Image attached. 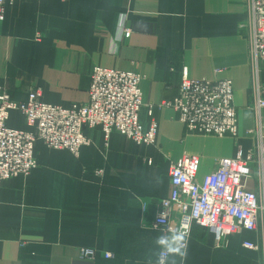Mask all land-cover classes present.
<instances>
[{
	"label": "crops",
	"instance_id": "1",
	"mask_svg": "<svg viewBox=\"0 0 264 264\" xmlns=\"http://www.w3.org/2000/svg\"><path fill=\"white\" fill-rule=\"evenodd\" d=\"M245 20L244 0L7 1L0 87L13 101H25L34 88L41 102L67 108L87 102L94 67L137 73L143 77L139 121L147 129L154 119L157 134L145 145L118 133L106 140L100 127H86L90 145L77 157L38 141L37 167L1 183L0 264H157L163 249L156 239L172 234L153 227L159 201L170 193L171 164L185 155L200 157L201 183L218 159L251 148L248 31L240 28ZM184 72L188 79L232 82L236 138L186 135L177 113L158 107L177 96ZM6 126L29 130L17 111H10ZM245 187L263 197L258 164ZM171 217L177 220V207ZM257 224V231L229 234L221 247L210 229L192 224L184 264H261L262 250L242 246L263 244L264 213ZM83 249L95 257L82 258ZM173 259L180 264L172 256L166 264Z\"/></svg>",
	"mask_w": 264,
	"mask_h": 264
},
{
	"label": "built area",
	"instance_id": "2",
	"mask_svg": "<svg viewBox=\"0 0 264 264\" xmlns=\"http://www.w3.org/2000/svg\"><path fill=\"white\" fill-rule=\"evenodd\" d=\"M7 1L12 0H0V22L4 20ZM244 6L246 20L240 28L248 31L251 148L244 152L239 147L233 158L218 159L213 172L201 183L196 182L200 157L185 155L172 163L170 193L159 201L160 209L153 222L154 228L166 233L183 229L189 235L192 224L208 228L214 234L216 247H221L231 233L257 231L258 214L264 213V194L260 199L245 187L254 164L264 170V0H244ZM128 35L126 31L125 37ZM142 78L137 73L96 66L90 74L87 102L67 108L41 102L40 89H29L26 100L17 102L0 87V188L4 180L27 176L37 167L34 147L38 141L49 149L66 150L77 157L82 147L90 145L83 134L86 127H100L106 140L112 133H118L136 144H153L156 121L151 119L147 129L139 121L144 106ZM158 107L173 109L186 135L237 137L238 117L232 82L228 79H188L184 72L177 96ZM152 108L148 105L150 117ZM10 111L23 115L28 131L6 126ZM174 207H177V220L171 217ZM242 246L262 250L261 264H264V229L261 246L251 242ZM94 254L91 249L80 253L82 258H94ZM104 258L110 259L112 255L106 253Z\"/></svg>",
	"mask_w": 264,
	"mask_h": 264
},
{
	"label": "clouds",
	"instance_id": "3",
	"mask_svg": "<svg viewBox=\"0 0 264 264\" xmlns=\"http://www.w3.org/2000/svg\"><path fill=\"white\" fill-rule=\"evenodd\" d=\"M187 237L188 232L183 229L174 231L170 236H159L156 239V244L163 251L160 253L158 264H166V258L168 256L178 257L180 264H184L187 259ZM172 264H176L175 259H173Z\"/></svg>",
	"mask_w": 264,
	"mask_h": 264
}]
</instances>
